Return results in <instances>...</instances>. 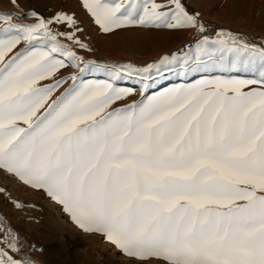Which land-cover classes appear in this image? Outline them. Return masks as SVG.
<instances>
[{"label":"snow or ice","instance_id":"1","mask_svg":"<svg viewBox=\"0 0 264 264\" xmlns=\"http://www.w3.org/2000/svg\"><path fill=\"white\" fill-rule=\"evenodd\" d=\"M82 4L104 33L205 31L182 0ZM30 15L35 23L19 25L0 14V170L43 190L84 233L137 264H264V47L220 33L195 49L198 63L208 67L206 56L219 70L258 62L260 80L202 78L114 107L132 92L117 86V73L95 81L74 74L51 99L62 69L86 66L58 37L87 46L75 32L53 30L80 31L72 16ZM0 242V264H32L10 254L19 252L11 233Z\"/></svg>","mask_w":264,"mask_h":264},{"label":"rangeland","instance_id":"2","mask_svg":"<svg viewBox=\"0 0 264 264\" xmlns=\"http://www.w3.org/2000/svg\"><path fill=\"white\" fill-rule=\"evenodd\" d=\"M161 2V0H157ZM189 12H198L199 21L205 31L195 29H169L154 26H129L116 29L112 33H104L93 21L91 15L83 7L82 0H0V14H12V24H33L35 19L30 15L35 12L38 16L51 19L57 13H66L72 16L76 28L67 25H53L54 31L62 33L75 32L80 42L86 48L78 47L64 37L58 39L70 46L78 57L85 62V70L68 67L62 69L57 79L62 78L59 88H68L73 81L72 75H77L84 81L108 80L113 73L119 75L115 81L117 85L135 87L144 83L160 70L164 74L166 69L174 63H161L163 57L177 58L191 56V51H184L182 46L188 40L199 41L202 37L210 40L225 37L228 33L234 34L240 41L257 48L264 47V0H182ZM0 21V27L4 26ZM23 43L18 46L23 48ZM193 49V50H195ZM149 64L155 65L147 69ZM130 66V67H129ZM145 69H147L145 71ZM252 77L260 80L259 64L252 65ZM9 181L0 173V241H3L10 231L9 207L22 208L28 205L26 192H8ZM19 238V237H18ZM18 253H10L17 259L30 258L31 250L17 245ZM0 248L5 244L0 242ZM7 250V249H5ZM98 255V254H97ZM94 255L93 264H102L103 259ZM118 258V257H117ZM32 264H36L32 262Z\"/></svg>","mask_w":264,"mask_h":264},{"label":"crops","instance_id":"3","mask_svg":"<svg viewBox=\"0 0 264 264\" xmlns=\"http://www.w3.org/2000/svg\"><path fill=\"white\" fill-rule=\"evenodd\" d=\"M192 51L191 56H183L174 60L164 74H161L164 70H160L142 84L135 87L117 85L120 88L131 89L132 92L114 107L139 102L166 89L177 85L193 84L202 78L235 77L255 80L252 77V65L238 64L237 69L233 71L219 70L211 67L208 58L202 56L200 60L209 65L205 67L204 63H198L196 51ZM41 83L50 84L52 81ZM249 88L259 89L261 84L249 85L245 90ZM63 91L64 88H58L51 99H55ZM0 173L9 181L8 192L27 193L28 205L21 209L10 206L8 211L9 219H11L10 231L14 229L12 236L17 238V245L31 250L32 262L36 264H93L94 255L98 254L97 259H103L102 264H137L136 260L123 255L102 236L84 233L63 212L62 206L47 197L43 190L24 185L14 175L3 170H0ZM4 190L0 192H6V189Z\"/></svg>","mask_w":264,"mask_h":264},{"label":"built area","instance_id":"4","mask_svg":"<svg viewBox=\"0 0 264 264\" xmlns=\"http://www.w3.org/2000/svg\"><path fill=\"white\" fill-rule=\"evenodd\" d=\"M195 47V41L194 40H188L187 42H185L182 46V49L184 51H191L193 50Z\"/></svg>","mask_w":264,"mask_h":264}]
</instances>
